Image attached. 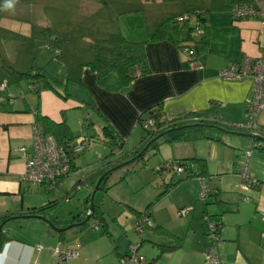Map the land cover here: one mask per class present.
<instances>
[{"label": "crops", "instance_id": "crops-1", "mask_svg": "<svg viewBox=\"0 0 264 264\" xmlns=\"http://www.w3.org/2000/svg\"><path fill=\"white\" fill-rule=\"evenodd\" d=\"M33 23H47L41 4L35 0H0L1 62L13 65L11 51H19L15 38L5 32L28 37ZM118 25L127 40L145 42L149 71L121 84L115 73L97 79L89 68H83L81 78L92 107L62 99L51 90L23 91L21 81L14 85L15 90L0 97V218L16 217L2 226L5 238L0 245V264H59L52 253L57 246L78 253L61 264H116L129 253V247L123 255L117 251L114 257L110 247L117 248V243L97 234L100 228L67 227L87 214L99 176L132 159L159 134L162 136L156 146L151 145L137 159L143 165L151 163L141 172V187L148 193L143 204L122 197L126 195L120 186L127 168H121L123 172L117 178L106 179L104 188H97L101 191L98 198L94 193V204L102 212L107 231L106 216L129 225L148 207L151 224L133 243L148 263L208 264L203 252L209 245L206 234L210 220L219 224L220 240L214 247L220 264H264V148L252 147L254 141L264 146V140H254L240 129L247 121L245 100L251 81L226 80L218 75L243 56L258 54L257 22L235 21L227 9L211 10L204 16L201 40L191 36V18L178 22L157 41H147L148 29L138 15L123 17ZM181 41L195 48L201 68H191L188 56L179 48ZM36 112L55 123L65 121L73 142L85 135L93 140L75 154V171L60 178L51 190L42 184L20 181L25 157L18 148L30 152ZM153 112L162 114L165 123L148 133L139 126L138 118H148ZM257 125L264 137V111ZM105 126L116 138L104 130ZM109 151L117 154L113 163ZM246 151H250L249 157ZM247 159L249 173L258 183L242 191L237 174ZM167 160L183 162L185 170L198 175L180 180L172 173L155 175V167ZM202 181L208 190L204 200L199 197ZM77 184L82 185L76 193L73 189ZM103 196L126 205L133 215L124 214L123 220H117L115 213L103 206ZM60 204L65 209L55 215ZM118 207L122 206H117V212L121 210ZM183 208L186 214L178 215ZM28 215L42 216L51 225L40 218L24 217ZM51 226L66 229L55 231ZM163 246L172 248L162 250Z\"/></svg>", "mask_w": 264, "mask_h": 264}, {"label": "trees", "instance_id": "trees-1", "mask_svg": "<svg viewBox=\"0 0 264 264\" xmlns=\"http://www.w3.org/2000/svg\"><path fill=\"white\" fill-rule=\"evenodd\" d=\"M250 2L252 0H35V3L41 4L47 23L31 24L32 32L28 37L12 31L5 32L15 38L18 52H24L28 59H32V64L26 71H18L0 60V80L4 79L8 84L25 80L28 85L34 86L33 91L51 90L62 99H72L89 108L93 101L81 78L83 68H89L97 79L115 73L121 84H127L149 71L144 52L145 42L127 40L120 31L119 19L138 15L148 29L147 41H157L163 39L168 30L178 22L187 21H178L179 17H194L197 25L203 29L204 16L209 11L227 9L231 12L235 5ZM192 29L193 27L190 29L191 36ZM195 38L201 40L202 36ZM183 42L185 41H181ZM40 49L48 50L49 56L43 63L36 64ZM153 113L152 115H157ZM35 122L65 149L74 140L65 121L55 123L36 112ZM104 130L116 138L108 126ZM117 144L121 146V142L117 141ZM255 148L261 149L262 145L259 143ZM177 162L184 166L183 162ZM71 171H75L73 165ZM107 175L108 173L98 189L104 188ZM196 175L198 174L186 170L185 174L178 176V180ZM43 209L44 207L40 208ZM91 218L98 219L102 233L109 236L102 212L95 204ZM5 219L6 217L0 218V223ZM3 238L5 236L0 231V245ZM171 248L163 246L162 250ZM150 263L152 262L148 264Z\"/></svg>", "mask_w": 264, "mask_h": 264}, {"label": "built area", "instance_id": "built-area-1", "mask_svg": "<svg viewBox=\"0 0 264 264\" xmlns=\"http://www.w3.org/2000/svg\"><path fill=\"white\" fill-rule=\"evenodd\" d=\"M232 19L239 20H255L258 24V54L256 56H243L239 61L232 62L227 67L219 71V76L226 80H238L247 78L251 81L249 94L245 100L247 121L241 126V130L251 135H260L257 118L264 111V0H252L250 3L235 5L231 9ZM193 19L192 33L195 37L203 36V29L197 25L194 17L185 15L179 17L178 21ZM182 53L188 56V62L191 68H201L196 61V53L194 48L186 42L180 44ZM29 90H33L32 84L28 85ZM7 90V81L0 80V97ZM173 122V121H172ZM139 125L146 130H153L158 124L165 123V117L162 114L151 115L148 118H139ZM170 123V122H167ZM93 142L88 136H81L72 142L67 149L60 146L55 138L48 133L43 132L42 127L38 123L32 126L31 134V150L27 152L25 147H20L18 150L25 157L23 173L20 175V181L23 183L42 184L46 190H51L56 182L69 175L75 154L86 149ZM259 143H252V147L258 146ZM246 156L249 157L250 151H246ZM248 159L243 162L238 170L240 182L238 183L239 190L247 191L251 186L257 185L258 181L249 173L247 167ZM155 172L162 175L172 173L175 175H183L186 173L185 167L177 161L167 160L155 167ZM208 195V190L201 182L199 197L204 200ZM247 200V197H244ZM185 208L178 211V215H185ZM264 220V212L261 213ZM207 218V216H206ZM150 208H146L134 220L132 224L133 230L141 234L145 226L150 225ZM91 228L98 230L100 222L96 218L90 219ZM207 239L209 240L208 247L203 252V258L208 264H220L219 257L216 253L214 244L220 240L219 224L214 221H207ZM58 263H63L69 258L78 255L76 250L61 249L58 246L52 251ZM118 264H146L144 256L137 252L136 245L129 246V253L120 258Z\"/></svg>", "mask_w": 264, "mask_h": 264}, {"label": "rangeland", "instance_id": "rangeland-1", "mask_svg": "<svg viewBox=\"0 0 264 264\" xmlns=\"http://www.w3.org/2000/svg\"><path fill=\"white\" fill-rule=\"evenodd\" d=\"M39 53H38L37 58H36V64L43 63L46 60L47 56H49L48 50L46 51V50L40 49L39 50ZM24 54H25L24 52H23V54H21V52L15 53V51H11V54H10L11 55L10 58H12L11 59V62L15 64V65L13 64L14 66L13 65L12 66L15 67V68H17L18 71H26L27 69L30 68V65L32 64V59L31 58L28 59V57H26ZM0 75H1V73H0ZM21 83H22L21 89L23 91H26V90L29 89L28 86H27L28 83L25 80H22ZM16 84H17V82L15 84H14V82L13 83H10L9 84V88L7 89L8 91L6 90V92H4L3 95L6 94L9 91L15 90L14 85H16ZM113 151H115V150H113ZM139 152H141V150ZM107 155L111 157L110 158L111 159V161H110L111 163H113V162L116 161L117 158L115 156H117V154H115V152L113 154V152L111 153L109 151ZM133 158H134L133 161H131V162L125 164V165H123V163L128 162L129 160H126L125 162L119 163L116 167L113 166L112 168H110V172L108 173L106 179L113 180V179L117 178V176H120V173L123 172V171H121V168H124V169L127 168L128 169V172L126 174L124 173V175H126L125 176V181L123 180L124 182L120 186L121 193L123 195H126V196H122V197H124V199H126V200H128L130 202H133V203H142L143 204L146 201V198H147L148 193H147L146 190L142 189V187H141V179H140V178H142L141 172H142V167L148 166V165H149L148 167H150L151 163L149 162V164L143 165L142 164V160H137V159L135 160L136 155H134L132 157V159ZM150 171H151V169H150ZM153 173L158 176V173H156L154 171H153ZM103 174H101L99 176V178ZM147 176H148V173H146V177ZM148 179H151V178H148ZM136 182L139 183V186L136 184ZM72 185L73 184H71L70 188L72 187ZM81 185L80 184H77L74 187L73 190L77 193L78 190H79V188L81 187ZM122 188H124V191H123ZM100 193H101L100 190H97L95 192L97 198L99 197V194ZM102 198H103V206L105 208H108L112 213H115V216L117 217V220H118V217H120L121 220H123L124 219V214H131V215H133V213L131 212V209L128 208L126 205L124 206L123 204H120V203L111 202L109 200V197L108 196H103ZM118 204L120 206H122V207L121 208L118 207L121 210H119L117 212V206H119ZM64 209H65V205L64 204H60L57 207L56 211H55V215L58 214L59 212L61 213V211L64 210ZM145 209L146 208H143L140 212L144 211ZM45 210H47V209H45ZM20 220H22V219H20ZM16 221H19V219L16 220ZM31 221L32 222H35V219H31ZM105 221H106V223L108 225V232L111 233V235L108 236L109 242L112 243L113 241H115L117 243L116 244L117 248L114 247L115 245H112V247H110V251L113 253L114 257L116 256V252L117 251H118L117 253L123 255L124 251H128L129 245H132L133 243H135V241L139 238L140 234L136 233L133 230V228H132L133 222L131 223V221H129V225L130 226L128 225V223L125 224V222H123V221H121V222L118 221V223H117V222H115L113 219H111L108 216L105 217ZM37 222H38V220H37ZM15 223H17V222H13L14 225H15ZM89 225H90V220H88L84 225H81V226H89ZM91 229H93V228H91ZM93 230H95V229H93ZM97 234H100V235L105 236L102 233V228L101 227H100L99 231L97 232ZM133 245H135V244H133ZM104 248H106V247L104 246ZM117 261L115 262L116 264H117Z\"/></svg>", "mask_w": 264, "mask_h": 264}, {"label": "water", "instance_id": "water-1", "mask_svg": "<svg viewBox=\"0 0 264 264\" xmlns=\"http://www.w3.org/2000/svg\"><path fill=\"white\" fill-rule=\"evenodd\" d=\"M176 129H180V128H176ZM162 136V134H159L157 135L156 137H154L153 139H151L143 148V150H141V152H139L137 155H136V158L135 159H138V157L142 154H144L148 148L152 145L153 147L156 146L155 143L158 141V139ZM247 136H250L252 137L254 140H264V137L260 136V135H247ZM262 148H264V146H262ZM133 159H130L128 162H125L123 163V165L133 161ZM122 165V164H121ZM110 171H108L107 173H109ZM106 172L99 178V180L97 181L96 185H95V188L92 192V195H91V198H90V206H89V210L87 212V214L85 215L84 219L80 222H77L75 224H71L70 226H68L67 228H70L72 226H81V225H84L90 218V215L91 213L93 212V209H94V201H93V195L95 193V191L97 190L100 182L102 181V179L104 178V176L107 174ZM24 217H36V218H40L42 220H44L48 225H51L49 221H47L45 218H43L42 216H39V215H28V216H24ZM13 218H16L15 216L14 217H10V218H6L5 220H3L1 223H0V231H2V226L4 225L5 222L9 221L10 219H13ZM52 227V226H51ZM53 230L55 231H63L64 229L66 228H59V229H56L54 227H52Z\"/></svg>", "mask_w": 264, "mask_h": 264}, {"label": "clouds", "instance_id": "clouds-1", "mask_svg": "<svg viewBox=\"0 0 264 264\" xmlns=\"http://www.w3.org/2000/svg\"><path fill=\"white\" fill-rule=\"evenodd\" d=\"M90 219V218H89Z\"/></svg>", "mask_w": 264, "mask_h": 264}]
</instances>
